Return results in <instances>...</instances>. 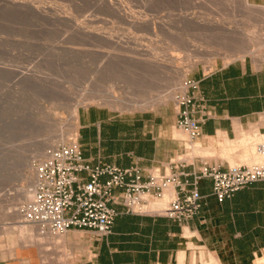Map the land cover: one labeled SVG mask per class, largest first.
Here are the masks:
<instances>
[{"label": "rangeland", "instance_id": "rangeland-1", "mask_svg": "<svg viewBox=\"0 0 264 264\" xmlns=\"http://www.w3.org/2000/svg\"><path fill=\"white\" fill-rule=\"evenodd\" d=\"M17 1L38 7L41 14L24 4L12 5L0 0V205L6 211L14 212L26 201L18 196L26 183L17 174L22 169L34 177V163L42 157L34 155V148L53 134L58 137L59 131L65 132V139L77 136V122L71 112L76 98L92 96L91 100H83L78 105V111L89 105H105L121 112L154 110L165 105L171 112L177 101L188 94L195 71L207 73L241 55L254 57L255 52L244 55L235 52L239 44L249 39L259 47L256 55L264 52V5L250 0L249 5L241 0H120L125 15L132 16H127L129 19L112 13L99 0ZM58 16L69 17V20H60ZM133 17H146L155 23L154 30L135 24ZM217 20L224 26L239 29V36L227 37L223 28L208 29L211 22ZM78 24L84 30H96L104 35H86L77 30ZM149 50L157 53L158 58L171 56L169 52L200 58L194 67H186L185 92L180 89L178 72H168L171 77L168 79L160 70L157 72L143 63V59L153 57ZM180 59L176 58V63L184 64ZM168 91L175 98L154 104H119L116 97L130 102L155 101L168 98ZM181 130L185 135L183 148L175 157L186 154L185 158L191 161V157L202 155L227 159L230 164L264 163V156L253 160V155L260 154L258 140L251 141L246 148L232 141V146L226 150L218 141L217 147H205L199 139L189 142L187 132ZM184 145L188 149H184ZM26 158L28 163L23 164ZM3 173L7 174L4 179ZM165 188L162 187V195ZM144 195L151 201L162 198L155 193ZM13 220L0 218V224L10 226ZM17 234L16 229L0 233V264H68L69 261L73 264L85 248L82 234L75 228L61 233L65 235L63 238L45 235L38 240L34 236L26 243L19 241ZM193 254L195 260L181 264H209L211 260L219 264L202 247L196 246ZM254 264H264V258H258Z\"/></svg>", "mask_w": 264, "mask_h": 264}, {"label": "crops", "instance_id": "crops-1", "mask_svg": "<svg viewBox=\"0 0 264 264\" xmlns=\"http://www.w3.org/2000/svg\"><path fill=\"white\" fill-rule=\"evenodd\" d=\"M250 1L264 5V0ZM191 76L197 83L188 95H192V115L201 131L197 139L203 146L217 147L219 142L227 150L243 134L255 129L264 133L263 60L245 55ZM77 118V140L92 165L163 168L183 148L185 135L177 125L176 108L168 112L160 105L154 110L121 112L89 105L79 109ZM205 160L222 169L230 164L221 158ZM199 165L196 158L187 168ZM198 186L202 194L199 211L183 222L125 212L113 204L119 213L109 234L76 229L85 248L73 264H181L192 259L196 246L211 253L219 264H254L264 258V180L247 184L222 201L213 195L209 177L201 178Z\"/></svg>", "mask_w": 264, "mask_h": 264}, {"label": "built area", "instance_id": "built-area-1", "mask_svg": "<svg viewBox=\"0 0 264 264\" xmlns=\"http://www.w3.org/2000/svg\"><path fill=\"white\" fill-rule=\"evenodd\" d=\"M192 79L189 86L195 87ZM192 95L177 101V125L193 142L200 135V126L193 117ZM184 149H188L184 145ZM186 154L172 157L160 168L138 165L119 167L110 163L92 165L82 155L77 136L50 147L46 156L34 163L35 183L30 200L19 206L23 220L48 233H64L71 228H87L99 235L112 230L119 213L113 204L130 213H151L186 221L196 215L201 206L199 180L211 179L212 193L218 201L230 197L236 190L254 181L264 180V163L228 164L226 169L210 164L206 156L198 155L200 165L193 167L194 158ZM86 175H81V173ZM105 176V179L102 177ZM171 184L174 195L159 211L142 209V193L161 195L162 187Z\"/></svg>", "mask_w": 264, "mask_h": 264}, {"label": "bare ground", "instance_id": "bare-ground-1", "mask_svg": "<svg viewBox=\"0 0 264 264\" xmlns=\"http://www.w3.org/2000/svg\"><path fill=\"white\" fill-rule=\"evenodd\" d=\"M5 2V3H8V4H24V5H26V6H28V7H30V8H32V10H34L35 12H38V14L41 12V10H39L38 9V7L37 8H35L34 6H32V5H30L29 3H22V2H19V1H17V0H1V2ZM21 1V0H20ZM26 1V0H25ZM102 4H104L108 9H109V11H111L112 13H114V14H116L117 16H119L120 18H122V19H127L129 16H131V15H125V11H124V9H123V7H120L121 6V2H120V0H118V1H114V0H99ZM122 1V0H121ZM242 2H243V4H245V5H249V3H248V0H241ZM123 3V2H122ZM7 4V5H8ZM99 4V3H98ZM251 6H253V4L251 5ZM127 8V7H126ZM254 8V7H253ZM252 8V9H253ZM260 8V7H259ZM59 9V8H58ZM122 10L124 11V14L122 13ZM126 10V9H125ZM56 12V11H55ZM61 12V11H60ZM70 12V11H69ZM129 12V11H128ZM127 13V12H126ZM130 13V12H129ZM41 14V13H40ZM133 14V13H132ZM187 14V13H186ZM134 15V14H133ZM111 16V15H110ZM128 16V17H127ZM132 17V16H131ZM135 17V16H134ZM133 17V18H134ZM173 17V16H172ZM58 19H67V20H69V17H60V16H58L57 17ZM130 18V17H129ZM128 18V19H129ZM138 18V17H137ZM137 18H134V23L135 22H137V23H140V24H144L146 27H147V29L148 28H150V29H152V30H154V27H155V23L154 22H152V21H149V20H147V18L145 17V19H137ZM155 19V18H154ZM131 20V19H130ZM66 21V20H65ZM161 21V20H160ZM171 21V20H170ZM67 22V21H66ZM70 22V21H69ZM88 22V21H87ZM133 23V22H132ZM159 23V22H158ZM202 23V22H201ZM209 22H207V24H208ZM136 24V23H135ZM85 25V24H84ZM160 25V24H159ZM164 25H166V24H164ZM78 28H77V30L79 29L80 30V32H83L84 34H86V35H91V36H95V37H103V35L104 34H102L101 32H97L96 30L95 31H93V30H84L83 28H82V26L81 25H79L78 24ZM95 26V25H94ZM141 26V25H140ZM96 28V27H95ZM206 28V26H204V29ZM218 28V30H220V28H223L224 30H225V33H227V37H229L230 35H231V37L233 38V36L234 37H236V36H239L238 35V33L240 32V30L239 29H236L235 27H233V28H231V25H230V27L229 26H224L222 23H220V22H218V20L217 21H215V22H211V24H210V27L208 26V29H210V30H213V29H217ZM73 29V28H72ZM90 29V28H89ZM118 29V28H117ZM146 29V30H147ZM173 29V28H172ZM249 29V28H248ZM247 29V30H248ZM70 30V29H69ZM73 31V30H72ZM150 31V30H149ZM158 31V30H157ZM169 31V30H168ZM206 31V30H205ZM208 31V30H207ZM79 32V33H80ZM151 32V31H150ZM204 32V31H203ZM253 32V31H252ZM255 32V31H254ZM82 33V34H83ZM105 34H106V32H104ZM256 33V32H255ZM115 34V33H114ZM79 35V34H78ZM112 35H113V33H112ZM224 35V34H223ZM255 35V34H254ZM260 35V34H259ZM264 35V34H263ZM111 36V35H110ZM114 36V35H113ZM120 36H122V35H120ZM125 36V35H124ZM253 36V35H252ZM251 36V37H252ZM257 36V35H256ZM108 37H109V35H108ZM107 37V38H108ZM84 38V37H83ZM91 38V37H90ZM124 38V37H123ZM128 38V37H127ZM131 39V38H130ZM147 39V38H146ZM259 39V38H258ZM264 39V38H263ZM262 39V40H263ZM103 40V39H102ZM101 40V41H102ZM105 40V39H104ZM109 40V39H108ZM120 40V39H119ZM110 41V40H109ZM115 41V40H114ZM113 41V42H114ZM227 41V40H226ZM232 42V41H231ZM238 42L239 41H237V44H238ZM259 42V41H258ZM233 43H234V41H233ZM87 44V43H86ZM258 44V43H257ZM261 44V43H260ZM150 45H152V44H150ZM240 45V46H239ZM238 46L239 47H237V49H235L236 51V54H237V52H239L240 54H247V53H250V52H255V54H253L254 55V58H257L258 59V61L259 60H263L264 61V52L260 55V52H259V55H256V51L258 52V49H259V47L258 46H254L253 45V43H252V41L249 39V41H245V43L244 44H239ZM101 46V45H100ZM116 46V45H115ZM235 47V46H234ZM136 48V47H135ZM148 48V47H147ZM160 48V47H159ZM199 48V47H198ZM231 48V47H230ZM236 48V47H235ZM125 49V48H124ZM141 49V48H140ZM202 49V48H201ZM143 50V49H142ZM159 50V49H158ZM123 51V50H122ZM149 51H151V53L150 54H152V50H149ZM195 51H197V50H195ZM232 51V50H231ZM260 51H262V50H260ZM264 51V50H263ZM125 52V51H124ZM127 52V51H126ZM125 52V53H126ZM144 52V51H143ZM169 52V51H168ZM234 52V53H235ZM154 54H152V58H146V59H143L142 61H143V63L145 64V65H147V66H149L150 68H152V69H157L158 71L157 72H159V70L165 75L166 74V77L168 78V79H171V77H170V75L168 74V72H172V71H176V72H178L180 75V81H178V82H180V84H179V86H180V89L182 90V91H186V89H187V87H186V83H185V81H184V79H185V76H186V71H187V69H186V67H194L196 64H197V62L198 61H200V60H198V59H200V58H194L193 59V57L190 55V54H188V53H185L184 54V56L183 57H181V56H176L175 54H173V52H169V53H172L171 54V56H164L163 58L161 57V58H158L159 57V55H158V57L156 56L157 55V53H155V52H153ZM169 53H168V55H169ZM233 53V52H232ZM238 53V54H239ZM115 54V53H114ZM145 54V53H144ZM149 54V55H150ZM156 54V55H155ZM200 53H198V55H199ZM239 54V55H240ZM142 55V54H141ZM149 55H148V57H149ZM196 55V54H195ZM197 55V56H198ZM109 56V55H108ZM145 56H146V54H145ZM200 56V55H199ZM232 56H233V54H232ZM133 57V56H132ZM150 57H151V55H150ZM178 57H180L181 59H182V61H185V63L184 64H177L176 63V58H178ZM241 57H243L242 55H241ZM180 59V60H181ZM131 60V59H130ZM137 60V59H136ZM135 61V60H134ZM133 61V62H134ZM141 61V62H142ZM139 62H140V60H139ZM137 63V62H136ZM143 65V64H142ZM211 65V64H210ZM208 66V65H207ZM145 67V66H144ZM156 71V70H155ZM166 96L168 97V98H165V99H162V98H158V99H156L155 101H150V100H135L134 102H130L129 100H126V98H122L121 96H116L117 97V101H118V103L120 104V103H125V104H136V105H141L142 103H151V104H154V103H156V102H166V101H168L170 98H175V96L172 94V92L171 91H168V93L166 94ZM87 99H92V96L91 95H89V96H86V97H78V98H76L75 100H74V102L72 103V105H71V112H72V118H73V120L74 121H76L77 122V117H78V105L83 101V100H87ZM67 133V132H66ZM68 134V133H67ZM65 132H62V131H59V133H58V137H54V134H53V137L52 138H47V139H45L41 144H39L38 146H36L35 148H34V150H33V152H34V155H39V156H46V154H47V148L48 147H50V146H54V145H56L57 144V142L58 141H65V140H67L68 138H66L65 139ZM71 135V134H70ZM258 140V144H260V146H261V148H260V154L259 155H253L254 153H252V155H253V160H260V159H262L263 158V156H264V133H259L258 131H256L255 130V132L254 133H252V134H247V135H241V137L237 140V142L243 147V148H246L248 145H250V142L251 141H257ZM191 147V146H190ZM199 148H197V150H198ZM202 151H205V149H201ZM179 156V155H178ZM41 157V158H42ZM28 163V158H26L25 159V162L23 163V164H25V163ZM18 175V177L21 179V180H23L26 184L25 185H23L24 187H22L21 188V191H20V193H19V197L21 198H23L24 200H26V201H28V200H30L31 198H32V196H33V192H34V183H35V173H34V177L32 178V176H30L28 173H25L22 169L20 170V172L17 174ZM1 176H3V179L5 178V176H7V174H1ZM1 185V184H0ZM167 186V187H166ZM166 187V188H165ZM164 192H163V195L161 194V196H162V198L161 199H157V200H148L146 197H145V195L144 194H147V193H142L141 195H142V198L143 199H145V201L146 202H143L142 203V209L143 210H146V211H159V210H161L162 208H164V206L167 204V199L171 196V194L172 195H174V189H173V186L171 185V184H166L165 186H164ZM173 191V192H172ZM9 197V195L7 196V198ZM5 199V198H4ZM8 199H10V198H8ZM167 201V202H166ZM0 218H2V219H8V218H10V219H14L13 221H11L10 223H11V225L10 226H6V227H4V226H2L1 224H0V233H2V232H5V233H10V232H12V231H14L15 229L17 230V232H18V240L19 241H21V242H23V243H26V242H30V241H32V239H33V237L34 236H36L37 237V239L39 240L40 238H41V236H45V235H50L51 237H64L65 235L64 234H61V233H56V234H51V233H48V232H45V231H43V230H41L37 225H33V224H27V223H25L24 222V220H23V217H22V215H21V213H20V210L19 209H17L16 211H14V212H11V211H6V210H3V207H1V205H0ZM6 221V220H5ZM9 223V222H8ZM5 225V224H4ZM8 225V224H7ZM64 235V236H63ZM35 238V237H34ZM22 243V244H23ZM195 255L193 254V257H192V259L193 260H195ZM213 259V258H212ZM193 260H192V262H193ZM211 260V259H210ZM214 260V259H213ZM212 261V260H211ZM211 261H210V263L209 264H214L213 262H215V260L214 261H212V263H211ZM216 263H217V261H216ZM68 264H72V262H70L69 261V263Z\"/></svg>", "mask_w": 264, "mask_h": 264}]
</instances>
